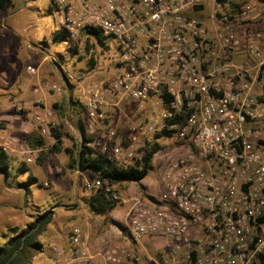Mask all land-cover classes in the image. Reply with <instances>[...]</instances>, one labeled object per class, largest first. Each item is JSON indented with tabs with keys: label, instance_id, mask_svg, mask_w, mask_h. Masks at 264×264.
Wrapping results in <instances>:
<instances>
[{
	"label": "built area",
	"instance_id": "built-area-1",
	"mask_svg": "<svg viewBox=\"0 0 264 264\" xmlns=\"http://www.w3.org/2000/svg\"><path fill=\"white\" fill-rule=\"evenodd\" d=\"M203 1L51 0L58 26L70 41L80 38L76 47L81 56L88 44L95 47L94 39L106 49L114 45L117 52L111 77L81 92L92 121L88 133L97 134L101 143L99 152L90 145L94 151L127 170L165 132L178 133L186 148L164 169L158 195L124 200L113 192L115 185L106 189L129 207L128 228L98 253L103 264H261L264 52L257 44L260 34L250 24L251 4L213 0L220 27L210 35L198 16ZM233 28L242 30L241 38ZM241 46L255 63L233 60ZM44 88L62 92L57 85ZM123 99L156 100L152 117L128 135L109 128V110ZM34 118L41 134L49 135L53 112ZM0 151L31 164L39 149L1 136ZM85 186L96 192L103 184L95 179ZM70 242L68 259L54 248L57 264H93L80 228L73 230Z\"/></svg>",
	"mask_w": 264,
	"mask_h": 264
},
{
	"label": "rangeland",
	"instance_id": "rangeland-1",
	"mask_svg": "<svg viewBox=\"0 0 264 264\" xmlns=\"http://www.w3.org/2000/svg\"><path fill=\"white\" fill-rule=\"evenodd\" d=\"M15 4L21 12L14 14L12 11H2L0 31L17 37L22 47L18 45L17 48L10 49L6 45L5 37L0 39L1 56L7 59L9 66L8 69L0 67V95L8 93L7 86L1 84L2 79L9 78L11 82H15L17 75L23 80L20 86L23 103L11 102L0 107V137L4 136L6 140L23 143L32 148L27 139L31 133L42 129L34 115L50 110L53 112L52 129L57 130L62 136V144L59 151L51 153L50 149L56 138L50 133L44 136L45 148L39 149L31 164L18 154L10 156L12 175L0 176V243L9 229H24L27 224L35 221L37 215L49 212L53 215L52 222L39 240L52 255L56 256L57 264L59 256L54 248L58 249L61 258L68 259L74 229L82 230L88 246L90 239H95V233L103 229L102 234L107 232L112 235L110 240L103 241V246L114 244L118 238H113V235L128 228L126 218L128 205L124 204V201H119L118 206L108 210L105 215H94L90 212L88 202L95 192L86 189L85 181L95 180V177L90 172L70 170L68 168L70 157L66 152V149L74 152L75 146L83 143L84 136L93 140L89 145L99 152L101 143L97 134L88 133L92 121L85 111L81 92L83 88L111 77L115 72L114 60L117 52L114 45L106 49L94 39L95 47L88 56L85 54L86 56L82 57L76 47L80 38L70 41L66 32L58 26V15L51 6V0H16ZM203 4L204 9L198 16L203 21V27L208 29L210 35H214V30L220 27L215 16L214 2L204 0ZM232 32L237 38H241L242 30L233 28ZM28 43L31 44L30 48L27 47ZM243 45L245 46L244 43ZM259 48L264 52V47ZM30 51H37L39 58H31L28 54ZM45 57L46 61L42 62ZM90 58L96 62L94 68L90 64ZM233 60L239 64L257 61L247 49L236 52ZM29 68L35 69L37 73H31ZM48 68L53 69L55 77L43 80L44 70ZM37 79L40 80L41 89L46 93L48 92L44 88L45 84L61 88L56 108L51 105L44 107L41 105L42 102H37L45 101L42 94L36 97L30 90L33 86L30 83ZM17 84L14 83L13 91H9L10 93L15 92ZM114 102L116 104L109 110V128L118 134L128 135L132 128L144 124L146 119L152 117V106L156 100L142 102L123 99ZM19 107L23 108V116L16 114ZM158 143L160 150L153 159L149 175L141 182L116 184L113 192L120 194L124 200L146 192L158 195V187L167 164L186 153L178 133L163 136ZM24 168L27 170H22ZM30 176L34 177L37 183L27 191L21 183H30ZM124 237L125 234L121 239Z\"/></svg>",
	"mask_w": 264,
	"mask_h": 264
},
{
	"label": "trees",
	"instance_id": "trees-1",
	"mask_svg": "<svg viewBox=\"0 0 264 264\" xmlns=\"http://www.w3.org/2000/svg\"><path fill=\"white\" fill-rule=\"evenodd\" d=\"M12 5V0H0L1 10L10 8ZM91 50L92 47L88 44L86 54L89 55ZM90 64L92 68L96 65L93 58H90ZM263 76L264 66L260 78L262 79ZM16 114L23 116L24 112L16 110ZM51 133L56 138L55 144L50 149L51 153H54L60 149L62 136L54 128H51ZM163 135L168 136L170 133L165 132ZM27 141L34 149L45 148V138L41 131L31 133ZM92 142V139L84 136L83 143L80 146H75L74 152L71 149H66L70 157L68 168L81 173L90 172L95 179L102 182L103 187L91 196L88 207L94 215H105L108 210L114 209L119 203L112 198L111 191H106V189L120 183L141 182L144 180L152 169V162L155 154L160 150V145L159 143L152 144L150 150L145 152L141 161H137L136 165L123 170L116 167L107 157L98 155L89 145ZM10 158L9 155L0 151V176L10 177L12 175ZM139 166H141V169ZM22 170L26 171L27 169L24 168ZM29 181L30 183H21L26 187L27 191L37 183V180L32 176L29 177ZM52 216L49 212L37 215L35 221L27 224L24 229H9L3 235V242L0 243V264H33L35 258L44 252V245L39 239L51 224ZM261 264H264V256Z\"/></svg>",
	"mask_w": 264,
	"mask_h": 264
},
{
	"label": "crops",
	"instance_id": "crops-1",
	"mask_svg": "<svg viewBox=\"0 0 264 264\" xmlns=\"http://www.w3.org/2000/svg\"><path fill=\"white\" fill-rule=\"evenodd\" d=\"M239 1L241 2V5H243L244 3H248V4H251V6L253 7V11L250 14V24L260 34V38L258 39L257 44L260 47L261 46L264 47V0H261V1H259V0H239ZM15 2H16V0H12L13 5L10 8H6L3 10L0 9V17L2 16V11H4V12L12 11V13H14V14L21 12L20 10H18L16 8ZM203 9H204V5H203ZM241 35H242V33H241ZM2 37H5L4 39L7 40L6 45L8 48L11 49V48H17L18 45L20 46V42H19V39L17 37H12L11 35L5 34L4 32L0 31V39H2ZM20 47H22V46H20ZM27 47L30 48L31 44L28 43ZM242 50H243V46L240 47V51H242ZM36 52L37 51H30V52H28V54H30L29 56L31 58H39L37 55L38 52L37 53ZM1 53H2V47H0V67H5L8 69L9 66H8L7 59L4 58L3 56H1L2 55ZM46 58L47 57H45L42 62H45ZM2 61H5L6 63L5 62H4L5 64L1 63ZM36 73H37V71L35 70V74ZM44 75L45 76H44L43 80H46L47 78L52 79L55 77V73H54L53 69H51V68L45 69ZM65 78H66V76H65ZM40 80H42V78ZM40 80L37 79V81H33L30 83L33 85L30 88L31 92H33L36 95V97H40V95L42 94L41 96L44 97L45 101H37V102H42L41 103L42 106L47 107V106L51 105V106H55V108H56L57 107L56 106L57 101L59 100V97L61 96V94H56L54 92L49 93L48 91H47L48 93H46L40 87L41 86ZM2 81L3 82L1 84L7 86L8 93L4 94V95H0V107L7 106V104H9L11 102L23 103L22 102L23 100H21L22 99V89L20 88V86L23 84V80L21 79V77L18 78L16 75L15 82H11L9 78L4 79V80L2 79ZM14 83H18L17 89L15 88V92L10 93L9 91H13L12 88L14 87ZM144 194H147V192ZM124 204H127L129 207L128 202H126ZM113 220H115V219H113ZM102 232H103V229L101 231L98 230L97 233H95L96 234V236L94 237L95 239L94 240L90 239L89 253L94 257L93 264H103V261L98 256V253L100 252V250L102 248L103 241L104 240H110L112 238L111 234H109L107 232H105V234H102ZM114 235H113V238H115V237L119 238V231H117V233H115ZM43 253H44L43 255L35 258L33 264H56V260H57L56 256L52 255L50 253V251L46 249V247H44Z\"/></svg>",
	"mask_w": 264,
	"mask_h": 264
}]
</instances>
